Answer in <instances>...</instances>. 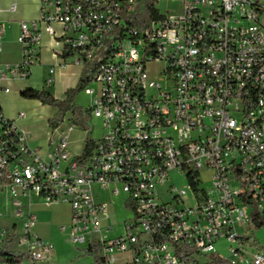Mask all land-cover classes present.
<instances>
[{
	"label": "built area",
	"instance_id": "built-area-1",
	"mask_svg": "<svg viewBox=\"0 0 264 264\" xmlns=\"http://www.w3.org/2000/svg\"><path fill=\"white\" fill-rule=\"evenodd\" d=\"M141 1L39 0L38 18L19 23L21 60L0 63V95L4 81L29 77L41 35L58 37L75 64L99 65L83 92L104 131L85 158L68 153L73 123L43 153L0 102V196L16 216L30 194L67 204L59 232L82 254L95 244L93 264H264L252 238L264 220V0H179L176 13L137 28L126 18ZM152 63L162 64L158 80ZM174 171L191 197L168 185ZM96 187L123 194L130 217L115 223ZM34 223L29 214L0 228V248L11 236L24 254L12 264L51 256ZM221 240L226 258L216 252Z\"/></svg>",
	"mask_w": 264,
	"mask_h": 264
},
{
	"label": "crops",
	"instance_id": "crops-1",
	"mask_svg": "<svg viewBox=\"0 0 264 264\" xmlns=\"http://www.w3.org/2000/svg\"><path fill=\"white\" fill-rule=\"evenodd\" d=\"M16 8L9 10L11 4ZM26 5V9L18 12V7ZM39 0H0V24L3 36L0 41V63L14 64L21 60L20 46L17 42L19 23L30 22L38 18ZM60 34V26H54ZM83 66L75 64L74 58L65 55L61 39L47 34L41 35L39 59L31 68L26 79L6 80L2 83L4 90L0 95L1 108L4 115L15 120L17 125L27 134L30 146L47 152L55 145L65 129L52 130L48 126V119L53 117L56 110L43 105L37 100L25 99L21 92L34 89L45 90L57 99H63L65 93L75 88L80 78ZM76 95L75 103L87 110L90 98L86 96V107ZM87 97V98H86ZM85 102V101H84ZM18 112L24 113L19 117ZM70 120H72V114ZM45 122V126L44 123ZM88 138L87 130L79 131L78 127L69 132L68 153L71 156L82 154L84 144ZM96 199L105 203L111 213L115 212L116 205L112 197L105 191L95 188ZM21 216H16L15 208L10 199L0 196V228L19 227L25 218L31 214L35 218L33 233L40 239L53 244V251L48 260L41 264H93L91 256H79L71 246L68 238L59 232V226L67 224L70 219V207L63 203H47L37 196L30 194L19 198ZM113 217V216H112ZM89 257L90 260H86ZM88 258V259H89Z\"/></svg>",
	"mask_w": 264,
	"mask_h": 264
},
{
	"label": "trees",
	"instance_id": "trees-1",
	"mask_svg": "<svg viewBox=\"0 0 264 264\" xmlns=\"http://www.w3.org/2000/svg\"><path fill=\"white\" fill-rule=\"evenodd\" d=\"M156 0H142L139 7L136 8L135 12L129 15L126 20L129 24L136 26L137 28L146 27L151 21L160 18L158 10L155 8ZM65 55H68L65 52ZM98 64L86 62L83 66L80 78L75 88L68 90L65 93L63 99L55 98L51 93L45 90H34L28 89L21 92V96L25 99L37 100L43 105H48L56 110L53 117L48 119V126L55 130L64 121L67 113L72 114V123L76 127H81L85 130L87 119L89 116L88 110H82L76 103V95L82 91L94 78L98 72ZM93 142L87 138L84 144V148L81 154V158H85L92 149ZM257 228L264 226V220L256 221ZM10 237L7 238L6 243L0 248V261L3 263H16L19 259L24 257L21 252H15L8 249L10 243ZM85 255L91 256L94 261L100 263L101 259L97 257V246L95 244L89 245L86 249ZM214 264H229L228 261L219 260Z\"/></svg>",
	"mask_w": 264,
	"mask_h": 264
},
{
	"label": "rangeland",
	"instance_id": "rangeland-1",
	"mask_svg": "<svg viewBox=\"0 0 264 264\" xmlns=\"http://www.w3.org/2000/svg\"><path fill=\"white\" fill-rule=\"evenodd\" d=\"M179 0H159L156 4H155V8L158 10V12L160 14H166V13H176L179 9ZM22 9H26V5H21L20 7H18V12H20ZM34 65L31 66V68ZM162 69V64L161 63H152L150 65L147 66V70L148 73L150 75V77L154 80H158L159 76L158 73L159 71ZM93 88H96V85L93 84L92 85ZM78 94L79 95V99L83 101V106L86 107V99L84 98V92L83 90L80 91ZM87 98V97H86ZM85 101V102H84ZM21 113V112H18ZM22 113H27V112H22ZM72 123V120H70V115L67 113L63 123L59 126V129H65L68 125H70ZM45 126V122L43 123ZM79 131L84 130L81 127H78ZM85 130H87V134H88V138L91 140H97L100 138V136L103 134V125H102V121L100 119L94 118V117H90L88 116L87 119V123H86V128ZM204 186L205 187H210V181H209V176L205 175L204 176ZM168 185H171L172 187H174L177 190H181L184 189L186 191V197H191V190L188 188V182L185 178V176L180 175L178 173H176L175 171L171 173V180L168 183ZM112 203L116 205L115 207V212H114V216L113 219L115 223H119L122 222L123 220H126L130 217V212H128V210L126 209V207L124 206V200H125V196L123 194H121L120 196L117 197H112ZM64 204V203H63ZM118 231V230H116ZM11 239V236H8ZM252 238L255 241V244L258 248L264 249V226L260 227V228H255L253 230L252 233ZM228 243L225 240H221L219 242L216 243L215 247H216V252L226 258L228 256V252H227V248H228ZM75 250L76 253L79 256H83L84 254L80 253L79 250H82L84 248V246H73L71 245ZM8 249L12 250V251H16L15 250V246L11 243L8 244ZM89 257L86 258V260H90Z\"/></svg>",
	"mask_w": 264,
	"mask_h": 264
}]
</instances>
